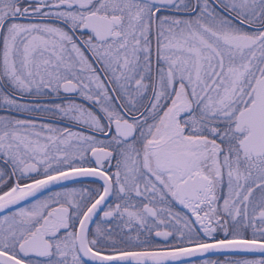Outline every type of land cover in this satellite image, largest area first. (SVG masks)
Masks as SVG:
<instances>
[{
  "label": "snow or ice",
  "instance_id": "1",
  "mask_svg": "<svg viewBox=\"0 0 264 264\" xmlns=\"http://www.w3.org/2000/svg\"><path fill=\"white\" fill-rule=\"evenodd\" d=\"M0 264H264V0H0Z\"/></svg>",
  "mask_w": 264,
  "mask_h": 264
}]
</instances>
